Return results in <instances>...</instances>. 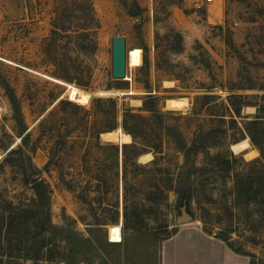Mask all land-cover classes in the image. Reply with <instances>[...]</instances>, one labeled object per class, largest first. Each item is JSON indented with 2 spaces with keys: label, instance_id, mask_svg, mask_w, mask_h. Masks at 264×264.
I'll return each mask as SVG.
<instances>
[{
  "label": "rangeland",
  "instance_id": "obj_1",
  "mask_svg": "<svg viewBox=\"0 0 264 264\" xmlns=\"http://www.w3.org/2000/svg\"><path fill=\"white\" fill-rule=\"evenodd\" d=\"M115 35L127 37L124 79L112 76ZM72 87L89 102L71 99ZM98 98L115 101L113 130L129 133L127 120L137 144L131 133L102 136L109 115ZM263 106L264 0H0V264H64L62 227L156 254L187 226L227 235L246 264H264V168L247 128ZM107 144L120 147L119 162ZM28 177L46 181L45 202ZM165 247L170 259L189 246L181 236ZM92 253L85 264L99 263Z\"/></svg>",
  "mask_w": 264,
  "mask_h": 264
},
{
  "label": "trees",
  "instance_id": "obj_2",
  "mask_svg": "<svg viewBox=\"0 0 264 264\" xmlns=\"http://www.w3.org/2000/svg\"><path fill=\"white\" fill-rule=\"evenodd\" d=\"M10 99L12 102L13 107L15 108V114H16V118L17 121L19 122V124L23 127L22 129V133H23V137L22 140L23 142H26V138H27V134H25L26 132V128L24 127V123L21 117V111H20V107L18 104V100L17 97L15 95V93H13L12 89H10ZM99 100V106H100V111L101 112H105L107 113L108 116V123L106 125V127H104L105 131H112L113 129L117 128V115L115 113L116 110V105H115V101L113 99H108V100H104L102 98H98ZM105 101H110L111 102V108L108 107L106 108L105 106ZM67 102H71V101H67ZM264 110V106L261 107V110ZM125 128L128 130L129 133H131L133 135L134 138V142L135 144H137V139H136V135L134 132V129L132 127H130L128 125L127 120L125 121ZM247 128L250 131V135L252 138V141L258 145L260 151H261V159H259L257 162H259L257 165H262V167L264 168V118L263 116H257V118H255L254 120L250 121ZM261 131V133H263L262 138H260L259 135H257L256 132ZM104 148H114L115 149V158H116V162H119V151H120V147L116 144H107V145H103ZM127 147L128 144H124V150H123V156H124V162H123V166H124V173H123V177L125 180V183L127 181L128 178V173H127ZM195 147V146H193ZM155 148V147H154ZM183 150L187 153H190V148L186 145L183 144L182 145ZM196 149V148H195ZM22 147L20 146L19 148H13L10 151H8L7 154H12V153H17V152H21ZM141 153L139 152L138 156ZM190 155H187V160L188 157ZM187 162V161H186ZM225 162H227L228 164L230 163V161L227 159L225 160ZM136 166H139V163L136 160ZM39 171V169H37ZM33 176V175H32ZM26 182L28 184L31 185V187L34 189L36 195L38 198L41 199L42 202H45V199L49 197V188L48 185L46 183V181L43 178H39V177H28L26 178ZM126 188V187H125ZM185 197H188V194L184 195ZM84 216H81V220L83 219ZM127 218V213H125V219ZM6 218H3V222L7 223L8 226H14V219L8 220L9 222L5 221ZM117 220V219H116ZM59 231L64 232L62 238L65 240L67 247H68V255L67 258L65 259V263L64 264H85V261L88 260V257H86L87 255L93 254L92 252H94L95 254H97L98 257H100V261L97 264H120L117 262L116 259H114L112 257V255L106 256L105 253V248L106 247H116L117 251H118V255L119 258L122 256H124L127 260L128 256L132 257L135 256L138 258L134 259V261H131L129 258L127 260V264H144V262H142V260H140L141 257H149L151 255H154V260H152V264H161V253L156 252V254L151 251L150 248H146V250H141L140 248H142L143 246L141 244H137L133 241H129L127 240V242L125 243V246H123V243L121 241H110L108 236L105 235L104 239L99 240L97 238H87L84 237V235H80L77 232L73 231V230H68L62 227L63 230H60V228H58ZM220 239H222L223 241H225L233 250H235L237 253H241V254H245V255H249L246 251L242 250V249H237L233 246V244L230 243L229 241V237L227 235H221L218 236ZM170 238V236L164 238V239H168ZM163 239V240H164ZM92 248V251H91ZM139 248V250H138ZM89 249V250H88ZM100 249V251H99ZM130 250H132V254H130ZM124 253V255H123ZM105 255V257H104ZM156 255V256H155ZM146 259V258H145ZM60 264V263H59ZM88 264V263H86Z\"/></svg>",
  "mask_w": 264,
  "mask_h": 264
},
{
  "label": "crops",
  "instance_id": "obj_3",
  "mask_svg": "<svg viewBox=\"0 0 264 264\" xmlns=\"http://www.w3.org/2000/svg\"><path fill=\"white\" fill-rule=\"evenodd\" d=\"M184 237L185 251L173 248L167 259L166 245ZM190 247H192L190 249ZM246 264L245 256L233 250L225 241L206 233L200 227H182L175 235L165 241L161 250V264Z\"/></svg>",
  "mask_w": 264,
  "mask_h": 264
},
{
  "label": "bare ground",
  "instance_id": "obj_4",
  "mask_svg": "<svg viewBox=\"0 0 264 264\" xmlns=\"http://www.w3.org/2000/svg\"><path fill=\"white\" fill-rule=\"evenodd\" d=\"M70 98L73 100H76L80 103L85 104V103L89 102L90 95L78 87H72L70 90ZM167 104L171 108L179 109V108L186 107L187 100L185 98H171V99H168ZM101 134L107 140L119 139L123 142H127V141L131 140V135L129 133H127L125 131H121L119 129L112 130V131H106V132H103ZM249 146H250V142L248 140H244L238 144L237 149H238V151H244Z\"/></svg>",
  "mask_w": 264,
  "mask_h": 264
},
{
  "label": "water",
  "instance_id": "obj_5",
  "mask_svg": "<svg viewBox=\"0 0 264 264\" xmlns=\"http://www.w3.org/2000/svg\"><path fill=\"white\" fill-rule=\"evenodd\" d=\"M128 47L125 35L112 37V76L115 79H124L127 76ZM191 217L184 213L179 217V222H187Z\"/></svg>",
  "mask_w": 264,
  "mask_h": 264
},
{
  "label": "built area",
  "instance_id": "obj_6",
  "mask_svg": "<svg viewBox=\"0 0 264 264\" xmlns=\"http://www.w3.org/2000/svg\"><path fill=\"white\" fill-rule=\"evenodd\" d=\"M206 3H211L213 2L214 0H204Z\"/></svg>",
  "mask_w": 264,
  "mask_h": 264
}]
</instances>
